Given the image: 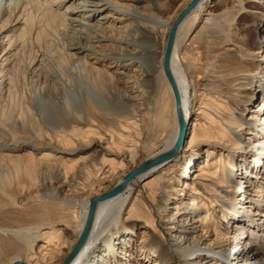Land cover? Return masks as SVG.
<instances>
[{
	"label": "bare ground",
	"instance_id": "1",
	"mask_svg": "<svg viewBox=\"0 0 264 264\" xmlns=\"http://www.w3.org/2000/svg\"><path fill=\"white\" fill-rule=\"evenodd\" d=\"M0 101V264H264V0H2Z\"/></svg>",
	"mask_w": 264,
	"mask_h": 264
},
{
	"label": "rangeland",
	"instance_id": "2",
	"mask_svg": "<svg viewBox=\"0 0 264 264\" xmlns=\"http://www.w3.org/2000/svg\"><path fill=\"white\" fill-rule=\"evenodd\" d=\"M1 1L2 0H0V3H1ZM18 83L19 84H18V90H17V95H16L17 97L14 98L13 105H15L16 107H18L20 105L23 106L24 104H26V101L32 97L33 102H35L34 106L36 105L35 110L38 113L45 111L44 108H46V107H44V106H47L46 109L53 110L51 107L52 106L51 100L48 97V95L44 94L43 92L40 93L39 85L35 81H33L32 77L27 72H23V74H21V76L19 75ZM2 103H3V105H2ZM2 103H0V108L2 107L0 109L1 111L6 110L11 105V103H9V102H8L9 105L6 102L5 103L2 102ZM5 104H7V106H5ZM22 106H20L21 109L23 108ZM20 107L18 108V110L20 109ZM49 107H51V109ZM13 108H14V106H13ZM18 110L15 109V111H18ZM23 110L25 112L24 113L25 118L24 117L23 118L18 117L20 110L18 111V114H17V112H15L14 109H12V111H14L16 114V116L14 114L12 117V125L14 128L23 130V131L29 133L30 135L33 134L32 136H34L35 135L34 132L36 130L35 125H34L35 123L32 122V121H34V118L31 114V112L25 111L26 110L25 108ZM28 118L32 119V120H29Z\"/></svg>",
	"mask_w": 264,
	"mask_h": 264
},
{
	"label": "water",
	"instance_id": "3",
	"mask_svg": "<svg viewBox=\"0 0 264 264\" xmlns=\"http://www.w3.org/2000/svg\"><path fill=\"white\" fill-rule=\"evenodd\" d=\"M181 120H182V118H181ZM143 167H147L146 165H144Z\"/></svg>",
	"mask_w": 264,
	"mask_h": 264
}]
</instances>
